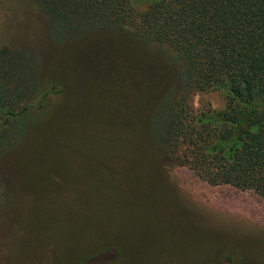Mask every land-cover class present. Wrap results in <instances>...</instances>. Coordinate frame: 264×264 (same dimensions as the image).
Listing matches in <instances>:
<instances>
[{
  "label": "rangeland",
  "instance_id": "1",
  "mask_svg": "<svg viewBox=\"0 0 264 264\" xmlns=\"http://www.w3.org/2000/svg\"><path fill=\"white\" fill-rule=\"evenodd\" d=\"M47 27L33 0H0V48L36 64L41 105L0 151V264H264V198L169 156L135 91L86 75V49L66 54ZM191 104L220 110L225 98Z\"/></svg>",
  "mask_w": 264,
  "mask_h": 264
},
{
  "label": "trees",
  "instance_id": "2",
  "mask_svg": "<svg viewBox=\"0 0 264 264\" xmlns=\"http://www.w3.org/2000/svg\"><path fill=\"white\" fill-rule=\"evenodd\" d=\"M33 1L56 47L90 54L86 75L135 91L145 131L164 152L211 185L264 198V0ZM35 65L0 48V151L19 117L41 106L32 101ZM210 90L224 108L195 111L191 97Z\"/></svg>",
  "mask_w": 264,
  "mask_h": 264
}]
</instances>
